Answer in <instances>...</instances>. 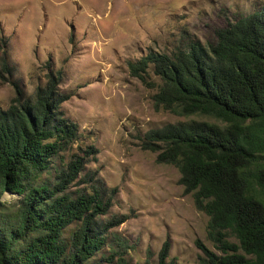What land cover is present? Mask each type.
I'll return each instance as SVG.
<instances>
[{
	"label": "trees",
	"instance_id": "16d2710c",
	"mask_svg": "<svg viewBox=\"0 0 264 264\" xmlns=\"http://www.w3.org/2000/svg\"><path fill=\"white\" fill-rule=\"evenodd\" d=\"M127 67L143 83L149 70L157 76L154 107L215 119L150 128L142 142L177 167L183 191L208 215L206 237L219 253L195 240L207 264H264V5L226 19L204 41L182 32L169 49H149ZM4 74L13 94L0 107V196L15 194L17 206L5 212L0 198V264H84L124 218H98L116 188L95 168L84 171L97 148L79 144L61 106L72 93L59 88L58 74L49 70L27 93L2 52ZM47 171L53 181H37ZM71 181L82 185L66 191ZM167 249L165 240L158 264H171Z\"/></svg>",
	"mask_w": 264,
	"mask_h": 264
},
{
	"label": "rangeland",
	"instance_id": "374dc122",
	"mask_svg": "<svg viewBox=\"0 0 264 264\" xmlns=\"http://www.w3.org/2000/svg\"><path fill=\"white\" fill-rule=\"evenodd\" d=\"M257 5L264 0H0V54L5 52L12 77L32 93L49 70L58 74L59 88L72 93L61 106L78 125L79 144L97 148L84 171L95 168L116 188L98 218H124L107 229L105 244L84 264H158L165 240L164 261L171 264H207L196 239L219 253L206 237L208 215L183 191L177 167L142 147L150 128L215 119L154 107L151 94L159 79L149 70L146 80L153 85L143 83L127 62L149 49H169L182 32L204 41L215 26ZM5 78L0 76L2 108L13 94ZM73 150L75 144L62 160ZM40 180L53 181V172L40 174ZM81 185L71 181L65 190ZM0 198L5 212L16 208L15 194L3 191ZM72 228L73 223L63 234Z\"/></svg>",
	"mask_w": 264,
	"mask_h": 264
}]
</instances>
